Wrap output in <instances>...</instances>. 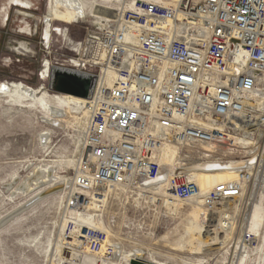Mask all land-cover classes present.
Instances as JSON below:
<instances>
[{
  "label": "built area",
  "instance_id": "2783aa9c",
  "mask_svg": "<svg viewBox=\"0 0 264 264\" xmlns=\"http://www.w3.org/2000/svg\"><path fill=\"white\" fill-rule=\"evenodd\" d=\"M80 43L89 60L83 71L98 69L84 96L82 153L72 177L80 189L140 191L162 174L157 154L165 145L180 151L183 164L223 163L239 158L232 135L252 142L264 133V0H134ZM258 140L254 152L242 154L254 164L264 160ZM250 179L239 172L204 195L203 206L235 200ZM172 194L185 201L200 191L175 172ZM87 230L83 244L99 251L105 236Z\"/></svg>",
  "mask_w": 264,
  "mask_h": 264
},
{
  "label": "rangeland",
  "instance_id": "374dc122",
  "mask_svg": "<svg viewBox=\"0 0 264 264\" xmlns=\"http://www.w3.org/2000/svg\"><path fill=\"white\" fill-rule=\"evenodd\" d=\"M85 2L88 5L81 2L83 19L70 25L51 24L47 46L43 39V17L48 12V0H0V84L13 89L14 85L22 83L33 89L41 87L55 97L61 94L56 90L60 83L68 80L60 77L59 85L53 88L50 80L40 79L44 61L60 67L65 65L64 61L78 58L67 49L66 40L81 42L90 31L115 20L118 13L112 16V8L120 0ZM106 18L108 22L96 24ZM54 20L71 23L63 18ZM63 28L67 29L65 37L59 31ZM86 73L97 74L98 69H88ZM15 104L8 96L0 94V264H102L99 257L105 247L94 255L84 244V248L76 249L65 243V236L70 233L83 243L78 234H86L87 229L102 232L110 244L119 247L122 254L118 264H264V160L259 164L255 162L253 181L244 185L242 194L228 207L222 204L207 211L214 219L212 228H206V212L198 200L169 199L176 203L170 208L161 188L140 192L108 187L99 191L103 194L99 202L91 200L93 205L87 206L88 198L79 199L77 195L81 212L78 216H82L73 218L69 214L70 190L82 153L79 136L84 126V110L76 115L63 113L61 118L65 124L59 129L42 119L49 117V113L40 108L38 101L23 103V108ZM232 136L243 137L241 134ZM259 138L262 147L264 133L261 131L255 141L247 139L251 144L246 149L234 145L239 151L238 159L252 157H242L243 151L247 155L250 150L254 152ZM66 160H75V166L65 165ZM54 163L60 164L54 173L69 180L65 187L48 191L53 184L46 182L40 187L32 186L29 191L22 188L20 182L29 178L35 167ZM166 178L171 179L169 175ZM192 181L202 190L197 178ZM39 190L44 193L38 194ZM216 208L231 212L226 219L227 227H217L221 216L213 213ZM200 213L204 224L199 219ZM209 229H214L217 240H210L213 234L206 237ZM136 249L142 250L143 256L128 261L129 254ZM70 251H76L79 256L68 261Z\"/></svg>",
  "mask_w": 264,
  "mask_h": 264
},
{
  "label": "bare ground",
  "instance_id": "6f19581e",
  "mask_svg": "<svg viewBox=\"0 0 264 264\" xmlns=\"http://www.w3.org/2000/svg\"><path fill=\"white\" fill-rule=\"evenodd\" d=\"M48 1L50 2L49 4L50 8L48 5V12L43 17V24L45 26L43 29V39L47 46L49 44V40L51 36V26H52L51 24L53 22H58V23L70 25L74 22H77L80 19H83L84 10L81 6V2L83 3V5L86 3L85 0H48ZM133 1L134 0H120L119 4L114 3L113 5L115 6V8H112L113 9L112 16H114V14L116 13L120 15L123 11L132 9ZM86 5H88V3H86ZM24 15L26 14L24 13ZM56 18L67 19L71 21V23H66L61 20H54ZM108 21L109 20L106 18L104 20H99L96 24H103ZM59 31H61L60 33L63 37L66 36V31H67L66 28H63L62 30H59ZM64 44L66 45L69 51L76 53L77 56L79 57L71 58V59L64 61L65 65H61L60 67H56L52 65L47 60L44 61L43 71L41 72L39 78L45 79V81L50 80V82H52L53 88L59 85L58 80L60 77L64 80H68L69 83L74 84V85L77 84L78 86H82L83 84L90 83L91 80L93 79L92 75H90L89 73H86V71H83L84 70L83 65H86V63L89 62L88 57L85 52L84 45H82V43L80 42H73L69 39H67L66 43ZM227 70L229 72L235 71V65L232 59H229L227 62ZM113 79H114L113 75L111 73H108L107 81L111 83ZM0 94L8 96L13 101V103L15 102L18 105V107H21V108L24 107L23 103L29 102L32 104L38 101L40 108L42 107L43 109H45L47 114L49 113V117L44 116L42 119L44 121L51 123L52 127L55 126L61 129L63 125L65 124L64 118H61L63 113L76 115L82 109L84 110V124L86 122L87 112L85 110V106H86L87 100L83 96L78 97L72 94L61 93L55 97V96L49 95L47 93V90L41 87L38 89H33L31 87H28L27 85H23L22 83L14 85L13 89L6 84H0ZM43 97L45 98L46 101L43 99ZM78 121L79 120H77V122ZM79 134H81L80 131H79ZM46 137L47 136H45L44 139H46ZM79 137H81L82 139V136H79ZM79 137L78 139H80ZM247 139L248 138L244 136L242 138L235 137V136L232 137L234 145L244 147L245 149L249 147V145L251 144V142H248ZM171 151L172 152L175 151V152L170 153ZM157 157L161 164L162 174L155 180L144 181V184H143L144 187H141L142 190H140V192H145L147 190H158L160 188L164 189L163 194L166 197L165 203H167V205L170 208H172L176 203H172V201H169V199H172V200L178 199L172 194V180L175 176V172L185 174V179L187 181H192V178L194 177L197 178L202 188V190H200L199 186L197 185L200 191V196L193 200H185V201L198 200L199 204L201 205L203 210L206 212L204 215L205 218L207 216L206 221L204 222L208 225V226L206 225V228H212L211 224L214 222V219L213 217H211L210 212H207L208 210L205 209V207L203 206L202 197L206 195L210 190H212L213 188H215L216 186L220 184H226L229 182L236 181L239 178V172L243 170L248 172V174L251 176L250 181H253L252 179L254 178V176L252 178V175L254 174V173L252 174L254 161L251 160L253 156L249 158H245V159H232L229 161L227 160L223 163L211 161V162H192V163L183 164L180 161L179 150L172 145H165L158 151ZM78 161H77V165H78ZM64 164L70 167H73L75 166V160H66ZM59 166H60L59 163H54L51 165H47L43 168L35 167L32 170L31 176L25 179L23 182H20V185L26 191H29L32 188V186H35V187L43 186L46 182H49V184L50 183L53 184L52 189L48 191H52V190L54 191L56 189H59L60 187H65V185L69 183V180L63 179L62 177H59L56 173H54L57 170V168H59ZM168 175L171 177V179L166 178ZM244 185L242 186L241 194L244 190ZM108 187H119L123 189V187L119 185H114V186L109 185L107 187L102 188V192L104 191V189ZM71 188L72 189L70 190V195L72 198V206H71L70 211L69 210L68 211H69L70 216H73V218H80L82 216V215L78 216V213L81 214V212L78 211L79 206L77 204L79 197H80L79 199H81L82 197L88 198V201L86 202V206L89 204L90 205L92 204L91 200L95 202H99L100 199L103 197L102 193L101 194L100 193L91 194L88 190L80 189L74 185H72ZM42 190L41 191L39 190L38 194L42 192ZM77 195H79V197ZM90 195H91V199H89ZM232 200L233 199L224 200L220 202L218 206L221 207L222 204H227L226 207H228V205L231 204ZM179 201H183V200H179ZM101 202L103 201L101 200ZM201 207L198 206L199 209ZM220 209L221 208L219 209L216 208L213 211V213L217 212L221 216L220 219L218 220L217 227L218 228L227 227L228 223L226 222V219L229 218V214H231V212L227 211L226 209L225 210H222V209L220 210ZM204 216H202V213L199 214V219L202 223H203ZM64 226L65 225L61 227L64 228ZM214 227L216 226L214 225ZM209 230L210 231L206 233V237L207 236L209 237L213 234V237H210V240H213V241L217 240L218 236L215 233L214 229H209ZM78 235H80L81 237V234H78ZM106 237L107 235H105L104 240L101 242L99 251L92 252L88 244H85V248H87V250L90 253L97 255L99 252L103 250V247H105L104 253L99 257V261H100L99 263L118 264L121 261L122 253H120L119 247L116 244L115 245L110 244ZM65 239H67L65 243L68 246H71V247L75 246L76 249L84 248L82 246L83 243H81L80 240L78 241L75 240V235H73L72 233H70L68 236H65ZM70 252H69V255L67 256L68 261H71L79 256L77 255V253H75L76 251L71 252V253ZM143 254L144 252L142 250L136 249V250H133L131 254H129V257L127 259L128 261L135 260L137 258L142 257Z\"/></svg>",
  "mask_w": 264,
  "mask_h": 264
},
{
  "label": "water",
  "instance_id": "95a60500",
  "mask_svg": "<svg viewBox=\"0 0 264 264\" xmlns=\"http://www.w3.org/2000/svg\"><path fill=\"white\" fill-rule=\"evenodd\" d=\"M88 87H89L88 84L77 86L69 82H63V83H60L56 91L61 92V93L73 94L77 96H85V91L88 89Z\"/></svg>",
  "mask_w": 264,
  "mask_h": 264
}]
</instances>
